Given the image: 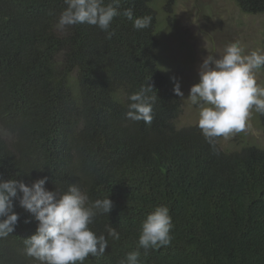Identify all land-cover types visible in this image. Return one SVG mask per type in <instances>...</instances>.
<instances>
[{
  "label": "trees",
  "instance_id": "trees-1",
  "mask_svg": "<svg viewBox=\"0 0 264 264\" xmlns=\"http://www.w3.org/2000/svg\"><path fill=\"white\" fill-rule=\"evenodd\" d=\"M236 2L264 13V0ZM65 8L64 0H0V180L47 177L50 191L77 184L90 201L111 199V212L90 227L107 237L111 224L120 239L84 264H119L159 205L170 210L172 241L141 249L140 264H264V148L226 150L219 137L214 150L197 123L181 124L182 97L161 69L153 0H121L111 39L86 23L59 28ZM127 8L151 25L134 29ZM148 84L157 96L151 124L126 118L128 97ZM14 211L0 264H30L24 239L38 221L18 200Z\"/></svg>",
  "mask_w": 264,
  "mask_h": 264
},
{
  "label": "clouds",
  "instance_id": "clouds-1",
  "mask_svg": "<svg viewBox=\"0 0 264 264\" xmlns=\"http://www.w3.org/2000/svg\"><path fill=\"white\" fill-rule=\"evenodd\" d=\"M66 8L61 12L58 27L64 29L78 24H89L107 33L112 21L121 15V0H64ZM123 16L132 22L134 29L148 28L151 16L134 17L127 8ZM264 68V52L253 50L245 54L240 42L229 43L222 55L209 54L199 66V82L191 86L186 98L199 107L198 127L215 150L217 138L247 132L259 135L250 122L252 110L264 115V86L257 83V71ZM151 85L132 93L128 100L126 118L151 124L153 105L157 96H150ZM174 92L184 97L179 82ZM48 178L31 185L22 180H0V238L12 234L19 215L14 202L30 212L38 221L35 234L24 239V253L30 264H84L89 257H101L109 247V238L120 239V233L111 224L106 226L107 237L97 235L91 225L101 214H109L113 208L111 199L90 201L89 196L77 184L66 191H50L45 185ZM174 227L170 210L159 205L147 215L141 225L137 249L129 252L119 264H140L141 249L146 255L150 249L171 244Z\"/></svg>",
  "mask_w": 264,
  "mask_h": 264
},
{
  "label": "rangeland",
  "instance_id": "rangeland-1",
  "mask_svg": "<svg viewBox=\"0 0 264 264\" xmlns=\"http://www.w3.org/2000/svg\"><path fill=\"white\" fill-rule=\"evenodd\" d=\"M158 11L157 37L160 41L161 69L172 86L179 82L182 98V125L198 124L199 107L186 98L199 82V66L209 54L219 57L225 47L239 41L245 54L264 52V13H245L236 0H153ZM257 83L264 86V69L257 71ZM250 122L259 135L240 132L222 137L223 149H240L245 145L264 148V125L252 110Z\"/></svg>",
  "mask_w": 264,
  "mask_h": 264
}]
</instances>
